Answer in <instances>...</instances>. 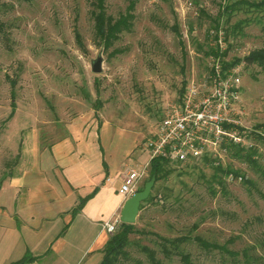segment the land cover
Instances as JSON below:
<instances>
[{"label": "rangeland", "instance_id": "obj_1", "mask_svg": "<svg viewBox=\"0 0 264 264\" xmlns=\"http://www.w3.org/2000/svg\"><path fill=\"white\" fill-rule=\"evenodd\" d=\"M98 14L106 24L128 20L108 46L96 27ZM260 49L264 0H0V180L31 143L45 147L59 139L65 123L94 110L97 98V121L146 136L189 87L205 90L213 57L238 59L235 116L242 144L169 163L137 213L127 257L117 264H151L144 247L161 264H184L177 255L164 256L156 235L186 236L180 248L190 264L242 263L203 250L196 236L235 251L252 247L264 264V128L257 127L264 122V62L244 60ZM98 55L102 70L93 73ZM11 91L16 108L7 120ZM237 150L251 154L256 166Z\"/></svg>", "mask_w": 264, "mask_h": 264}, {"label": "crops", "instance_id": "obj_2", "mask_svg": "<svg viewBox=\"0 0 264 264\" xmlns=\"http://www.w3.org/2000/svg\"><path fill=\"white\" fill-rule=\"evenodd\" d=\"M95 110L69 119L61 137L48 146L31 143L3 181L0 264L27 252L35 257L28 264L101 262L111 235L104 223L120 221L126 200L120 186L127 171L146 163L148 154L140 150L147 135L97 121Z\"/></svg>", "mask_w": 264, "mask_h": 264}, {"label": "built area", "instance_id": "obj_3", "mask_svg": "<svg viewBox=\"0 0 264 264\" xmlns=\"http://www.w3.org/2000/svg\"><path fill=\"white\" fill-rule=\"evenodd\" d=\"M217 42L222 46L221 38ZM240 87L239 67L226 66L220 56L213 57L205 90L203 85L202 90L189 87L140 143L148 160L127 171L120 186L124 197L128 199L144 185L154 158L183 164L215 156L225 145L242 144V129L235 116ZM119 222H106L104 227L112 234Z\"/></svg>", "mask_w": 264, "mask_h": 264}, {"label": "trees", "instance_id": "obj_4", "mask_svg": "<svg viewBox=\"0 0 264 264\" xmlns=\"http://www.w3.org/2000/svg\"><path fill=\"white\" fill-rule=\"evenodd\" d=\"M100 13V12H99ZM106 25V27H105ZM128 26V20L126 17H120L118 20H116L112 24H106L104 19L102 18L101 14H98L96 16V27L98 30V33L100 34L101 38L103 39V44L105 46H108L113 39L116 38V34L121 31L122 29L126 28ZM244 60L246 63L251 64V63H258L262 64L264 62V49H260L258 51L251 52L247 56L244 57ZM235 62H239L238 59H236L232 63H225L226 66H231ZM14 82H12V85ZM14 91H11V110L10 113L7 117V120L12 118L15 112L16 104L14 101ZM95 109L98 110L100 108V101L97 98L95 101L94 105ZM257 127H263L264 128V122L257 125ZM236 146V145H235ZM240 150V147H239ZM239 150H237V155L240 158H245L247 159L250 163L256 166V162L254 159L251 158V154H239ZM171 163L166 159H161V158H154L150 161V170H149V178L150 180L152 177H154L155 181L164 177L167 172V166L168 164ZM230 171H226V173H229ZM233 172V171H232ZM237 175L236 173H234ZM4 180H0V187L2 185ZM245 182L251 183L249 180H246ZM153 187V186H152ZM140 188L139 190H141ZM261 197L264 198V194L260 193ZM88 197L84 199H80L78 204L75 206L73 209V213L78 211L85 200ZM150 199H152L151 195L148 196L146 200H144L139 207V210L142 209L143 205L147 203ZM137 232L135 230L133 223L128 224L124 222H120L118 229L112 233L105 243L103 247V257L102 260L99 264H117L118 261L122 257H127V252L126 248L130 244L129 236L133 233ZM140 233H143L141 231ZM145 233V232H144ZM159 242L158 244L161 247V252L164 254L166 258H170L172 255H177L180 257V260L184 264H190V255L188 253L183 252V250L180 248L181 244L187 241L186 236H177L173 238H167L163 237L161 235H156ZM195 241H197V244L203 248V250H218L219 252L223 254H227L229 257L233 258L234 262H242L241 264H262L259 261L261 260V256H254L253 254L250 253V250L253 249L251 248H243L240 251H235V250H230L224 245H219L217 243H211L204 238L200 237H195ZM145 254L148 257V260L150 261L151 264H161V261L156 258L155 252L153 250L147 249L146 247L142 248ZM241 256V259H237L238 256ZM35 260V257L32 256L30 253H25L21 258H19L16 261L11 262L10 264H28ZM239 264V263H237Z\"/></svg>", "mask_w": 264, "mask_h": 264}, {"label": "water", "instance_id": "obj_5", "mask_svg": "<svg viewBox=\"0 0 264 264\" xmlns=\"http://www.w3.org/2000/svg\"><path fill=\"white\" fill-rule=\"evenodd\" d=\"M102 57H98L92 61L91 70L93 73H100L102 70ZM154 177L145 182L142 189L134 193L131 197L125 200V203L120 212V221L128 224L135 222L140 204L146 200L150 194L151 188L154 183Z\"/></svg>", "mask_w": 264, "mask_h": 264}]
</instances>
